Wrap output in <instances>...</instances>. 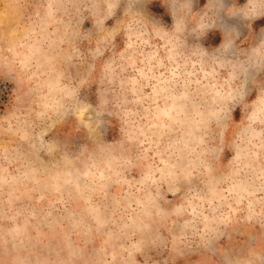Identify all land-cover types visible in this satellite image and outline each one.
<instances>
[{
    "label": "clouds",
    "instance_id": "clouds-1",
    "mask_svg": "<svg viewBox=\"0 0 264 264\" xmlns=\"http://www.w3.org/2000/svg\"><path fill=\"white\" fill-rule=\"evenodd\" d=\"M154 2L0 0V264H264V0Z\"/></svg>",
    "mask_w": 264,
    "mask_h": 264
},
{
    "label": "rangeland",
    "instance_id": "rangeland-1",
    "mask_svg": "<svg viewBox=\"0 0 264 264\" xmlns=\"http://www.w3.org/2000/svg\"><path fill=\"white\" fill-rule=\"evenodd\" d=\"M149 9L156 15H158L160 18H162L165 22L170 23V17L166 15L164 8L160 5L159 0H155V2L148 6ZM112 23L111 21L109 22ZM91 27L90 22H86L85 28ZM15 85L11 83L10 81H7L3 78H0V115L4 114L11 103L12 98V90L14 89ZM93 88V93H94ZM93 100L95 99L94 95L91 97ZM118 136V130L113 128L109 130L108 136L106 137L109 140H112L114 138H117ZM230 155V154H227ZM224 243V241H222ZM195 259V257H193ZM178 264H184V261H178Z\"/></svg>",
    "mask_w": 264,
    "mask_h": 264
}]
</instances>
